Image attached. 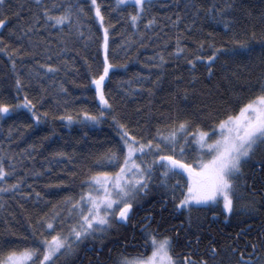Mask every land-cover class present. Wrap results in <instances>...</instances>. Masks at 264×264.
<instances>
[{
	"label": "trees",
	"instance_id": "obj_1",
	"mask_svg": "<svg viewBox=\"0 0 264 264\" xmlns=\"http://www.w3.org/2000/svg\"><path fill=\"white\" fill-rule=\"evenodd\" d=\"M54 3L59 7H53ZM97 3L101 5L105 26H113L110 62L116 67L110 69V78H106L105 92L116 110L128 118L133 131L155 135L158 125L167 131L164 126H170L169 117L175 119L177 116L194 117L196 123L208 128L217 110L220 113L232 108L238 110L233 91L240 94L241 100L257 94L258 78L264 72V46L261 44L264 40V0H151L150 7L135 26L129 19V14L136 11L132 4L118 5L117 0H97ZM68 4L73 6L74 12L71 25L65 21L64 25L52 27L49 22L48 27H40L44 23L41 19L34 31L29 32L25 27L31 25L33 13H42L43 7H48L52 15H59ZM227 4L232 7H225ZM77 5H83V13L78 11ZM212 5L223 9L231 31L219 22V12H210ZM5 16L6 25L0 26V35L4 36L0 48L7 46L9 51L15 48L17 52L11 58L7 52H0V103L15 105L27 93L39 114L48 113L39 123H34L26 108L0 116V163L6 174V178L0 177V188L7 189L0 191V242L7 240L11 242L9 247L19 248L31 242L23 239L31 233L29 224H36L46 213L50 216L60 212V218L65 220L61 227L67 230L72 221L66 218L69 206L64 198H79L82 190H87L84 180L92 173L115 171L99 167L98 163L109 148L114 149L119 144V139L110 117L92 123L83 116L85 111L97 114L101 110L91 78L102 70L103 52L99 39L103 29L95 18L91 0H41L40 5L36 0H2L0 18ZM177 16L180 17L178 21ZM153 19L154 23L148 25ZM233 32L238 38L248 40L251 52L228 44L229 48H237L238 54L221 56L214 65V75L209 76L204 63H198L194 73L190 71L186 57L192 59L193 55L210 54L209 42L215 39L217 44L227 43ZM178 37L185 48L183 54L175 53ZM198 41L205 42L204 51L198 50ZM160 56L165 58L162 66H159ZM47 63L59 70L48 72L42 67ZM17 72L24 83L19 96L15 86ZM193 75L198 78L194 84L191 83ZM61 85L66 92L61 90ZM202 112L205 115L202 116ZM208 112L212 113V118L207 116ZM68 115L73 117L71 122L64 119ZM61 152L67 155H58ZM186 153L194 157L195 146L190 145ZM245 179L247 183H241L237 192L236 209L227 219L221 211L222 201L218 205L193 207L191 231L185 223L181 228V224L173 220V211H179L181 218L189 216V211L174 207L171 193L159 186V173L152 193L136 211L140 207L151 210L144 212L142 218L144 220L145 215L151 213L153 219L143 223L149 224L150 229L171 238L179 233L184 242L179 245L183 248L178 251L172 248L173 255L179 259L189 256L185 252H190L189 257L197 264L201 259L208 260L209 264H237L240 250L248 246L243 257L262 262L264 151L258 149L248 160L241 180ZM249 182L255 188L254 193L249 190ZM11 184L17 187L12 189ZM166 196L170 204L164 210L160 205ZM214 212L220 223L209 225ZM134 218L133 215L127 223L116 225V231L114 227L103 236L83 241L73 253L61 256L57 264H92L91 260L98 256L110 264V259L121 251L135 255L130 253L134 252L132 246H139L145 233L142 236L136 230L133 235ZM172 244L175 245L174 241ZM213 244L217 249L215 256L211 251ZM253 244L255 252L251 250ZM237 246L239 251L233 253L231 249ZM142 252L149 255L150 246ZM83 256L85 260L80 263Z\"/></svg>",
	"mask_w": 264,
	"mask_h": 264
},
{
	"label": "snow or ice",
	"instance_id": "obj_2",
	"mask_svg": "<svg viewBox=\"0 0 264 264\" xmlns=\"http://www.w3.org/2000/svg\"><path fill=\"white\" fill-rule=\"evenodd\" d=\"M2 3V0H0ZM40 5V0H36ZM129 0H117L118 5H126ZM135 12L129 14V19L133 26L141 18L147 7H150L151 0H131ZM91 5L95 9V18L99 20L103 29L99 39V48L103 52L102 70L93 74L91 84L95 86V96L98 98L101 110L97 114L85 111L83 116L92 122H100L102 119L110 117L113 127L117 133L119 144L115 148H109L101 157L98 166L114 168L115 171H96L86 177L84 184L87 190H82L79 198L67 196L64 203L68 205L67 219L72 223L65 230L61 225L65 223L61 219V213L56 211L52 215L47 213L37 219L36 224H29L31 233L24 235L25 241L31 240L23 247H9L10 241L0 242V264H57L61 256H67L76 250V246L89 238L96 239L105 235L116 225L128 221L135 214L137 207L141 206L145 198L148 197L157 182L159 173V186L171 193L170 199L176 208H185L189 211L188 224L192 225L191 209L197 206L218 205L223 202L221 211L231 214L236 209L235 201L241 183H247L244 176V166L257 152L258 149L264 151V72L258 78V92L256 95L240 99V94L233 91V96L238 102V110H231L220 113L217 110L211 127L205 128L202 124L196 123L194 117L179 116L171 121L170 126L165 125L167 131L161 126H157L155 135L141 134L133 131L128 118L122 116L114 107L109 96L105 92L106 78L109 77L110 69L116 67L110 62V31L113 26H105V17L101 10V5L97 0H91ZM53 7H59L53 4ZM78 11L83 13V5H77ZM231 8V4L225 5ZM73 6H64L59 15H52L48 7H43L42 13H33L31 25H25L29 32L35 30V24L41 19L44 23L40 27L64 25L65 21L72 24L74 15ZM219 12V22L224 24V28L231 31L228 18L224 15L223 9L211 6L210 12ZM215 19L216 17L213 16ZM78 19V18H77ZM180 19L177 16V21ZM7 17L0 18V26H5ZM153 20L148 21L152 25ZM255 37V33L252 34ZM4 41V36L0 35V42ZM176 54H183L185 48L181 46V38H177ZM228 44L238 45L245 52H251V45L246 39L238 38L233 32L227 43L217 44L215 39L208 43V55H193L192 59H187L190 71L194 73L198 63H204L209 76L215 74L214 65L223 55H237V48H229ZM264 46V40L261 41ZM205 42L198 41V50L204 51ZM0 52H7L9 58L17 49L8 50L7 46L0 48ZM49 59H51L49 57ZM161 65L164 57L160 56ZM39 63V61H37ZM48 72L54 73L59 69L51 63L44 64ZM91 67V66H90ZM13 71L16 70V61L12 60ZM31 73L29 76L31 77ZM39 72L36 76L39 77ZM236 76L235 73H232ZM159 79V77L157 78ZM198 78L193 75L191 83H195ZM39 82V80H37ZM231 85V81H229ZM17 96L24 89V83L20 74L16 73L15 80ZM143 87V85H138ZM61 90L67 89L60 86ZM218 87V85H217ZM127 91V89H126ZM151 91V89L149 90ZM26 108L31 112L34 123H39L48 116L45 112L39 114L33 100L25 93L19 103L12 105L0 103V116L16 109ZM205 115V113H201ZM207 116L212 118V113ZM64 119L71 122V115ZM194 144L196 155L190 157L186 149ZM58 155H67L58 153ZM145 157H150L145 159ZM0 177H5L3 164L0 163ZM179 177V178H178ZM63 183V181H60ZM15 189L16 184L9 185ZM7 189L0 188V191ZM37 197L40 193L36 194ZM168 197L161 201V208L166 207ZM23 207V205H21ZM56 206L54 205L53 208ZM217 215V213H213ZM153 219L151 213L144 217L145 221ZM144 248L151 247L150 255H143L137 252L135 255L126 254L121 251L114 259H110V264H197V261L189 256L179 259L173 255L172 238L162 235L150 229L149 224H145ZM16 235L15 232L12 233ZM199 243V237H197ZM103 241H101V248ZM255 252L256 245L253 244ZM111 251V250H109ZM213 255L217 253L215 244L212 245ZM233 253L239 251V246L231 249ZM99 255V252H97ZM199 264H209L206 259H201ZM237 264H256L254 260L245 259L243 253ZM264 264V261L261 262Z\"/></svg>",
	"mask_w": 264,
	"mask_h": 264
},
{
	"label": "flooded vegetation",
	"instance_id": "obj_3",
	"mask_svg": "<svg viewBox=\"0 0 264 264\" xmlns=\"http://www.w3.org/2000/svg\"><path fill=\"white\" fill-rule=\"evenodd\" d=\"M259 170H261V169H259ZM248 187H249V190L251 191V193H254V191H255V188H254V186H252V184L249 182V184H248ZM169 201H168V203H167V205H166V207H164L163 209L164 210H166V209H168V206H169ZM207 206H209V205H207ZM207 206H204V207H207ZM147 208V207H146ZM146 208H144L143 209V207H140L136 212H135V214H134V221H133V224H132V227H131V230H132V233H133V235L137 232V231H139L141 234H142V236L144 235V231H145V229L143 228V226H144V220L142 219L143 218V214H144V212H149V211H151L150 209H146ZM181 209H183V208H180V210ZM171 210V209H170ZM160 213H161V210H160ZM173 213H174V215H172L173 216V220L175 219L176 221H175V223L176 222H178V223H180L181 224V228H183L184 227V223H185V225L187 226V230H189V231H191L192 230V228H193V218H194V215H191V219H192V225L191 226H189V224H188V217L189 216H187V217H185V216H183L182 218H181V215L179 214V211H176V212H174L173 211ZM132 217V216H131ZM161 217H162V214H161ZM180 220H181V222H180ZM210 220V223H209V225H212V224H219L220 223V220H219V218L218 217H216V216H214V215H212L211 216V218L209 219ZM128 221H126V222H124V223H127ZM160 225V224H159ZM163 224H161V226H162ZM142 226V227H141ZM165 226V225H164ZM139 227H141V228H139ZM160 227V226H159ZM209 227V226H208ZM139 228V229H138ZM156 229V228H155ZM157 229H158V226H157ZM137 230V231H136ZM157 231V230H156ZM168 231H170V230H168ZM178 234L179 233H177V235H176V237L175 238H173L172 237V241H174V243H175V245H174V247H173V249L175 250V251H178V250H180V248L182 247L181 245H179V243H182V244H184V242L183 241H181L180 240V235L178 236ZM164 235V234H163ZM247 235H249V234H247ZM167 236H170V235H167ZM247 237V236H246ZM144 239H145V237L143 236L142 237V242H141V244L139 245V246H137L136 244L135 245H133L132 246V250L131 251H134V252H130V253H134V254H136L137 252H141L142 254H144L142 251H144ZM199 241H200V239H199ZM244 242H245V240H244ZM246 243V242H245ZM189 245V244H188ZM185 247H186V245H184ZM183 248V247H182ZM187 248V247H186ZM138 249H140V250H138ZM247 250H249V248H248V246H243L242 247V249L240 250L241 252H240V254H239V256H241V253H243V254H247L246 253V251ZM251 250H253V249H251ZM255 251H256V248H255ZM237 253V252H236ZM182 254H184L183 252H182ZM198 254H200V253H198ZM185 255H191V253L190 252H185ZM85 260V256H83L82 257V260L80 261V263H83V261ZM91 262H92V264H106V262L105 261H101L100 260V258H99V256L95 259V260H91Z\"/></svg>",
	"mask_w": 264,
	"mask_h": 264
},
{
	"label": "rangeland",
	"instance_id": "obj_4",
	"mask_svg": "<svg viewBox=\"0 0 264 264\" xmlns=\"http://www.w3.org/2000/svg\"><path fill=\"white\" fill-rule=\"evenodd\" d=\"M41 1V0H40ZM129 3L131 4V0H129ZM128 3V4H129ZM90 121V120H89ZM75 122V121H74ZM92 122V121H91ZM92 123H97V122H92ZM194 145V144H193ZM195 146V145H194ZM195 148H196V146H195ZM116 227L117 226H115V228L113 229V231H116ZM107 234V233H106ZM151 251H152V249H151V247H150V253H149V255L151 254ZM256 264H261V262H257Z\"/></svg>",
	"mask_w": 264,
	"mask_h": 264
}]
</instances>
